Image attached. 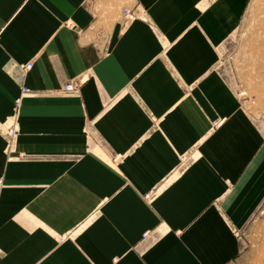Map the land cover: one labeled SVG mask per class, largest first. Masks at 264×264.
<instances>
[{
  "label": "crops",
  "instance_id": "0c3cea01",
  "mask_svg": "<svg viewBox=\"0 0 264 264\" xmlns=\"http://www.w3.org/2000/svg\"><path fill=\"white\" fill-rule=\"evenodd\" d=\"M250 1L0 0V264L237 259L264 130L218 64Z\"/></svg>",
  "mask_w": 264,
  "mask_h": 264
},
{
  "label": "rangeland",
  "instance_id": "374dc122",
  "mask_svg": "<svg viewBox=\"0 0 264 264\" xmlns=\"http://www.w3.org/2000/svg\"><path fill=\"white\" fill-rule=\"evenodd\" d=\"M218 69L264 130V0L250 1L239 27L221 48ZM237 236L241 253L232 264H264V199Z\"/></svg>",
  "mask_w": 264,
  "mask_h": 264
},
{
  "label": "built area",
  "instance_id": "2783aa9c",
  "mask_svg": "<svg viewBox=\"0 0 264 264\" xmlns=\"http://www.w3.org/2000/svg\"><path fill=\"white\" fill-rule=\"evenodd\" d=\"M125 13L127 14V16L130 14V11L129 10H126ZM33 66V64H28V65H24L22 66L21 68L24 70V71H27L29 69H31ZM76 91V88L73 84H69L67 86H65L64 88V92L65 93H72V92H75ZM23 93L26 94L28 93V90L27 89H24L23 90ZM19 105V101L17 102V106ZM18 133V129L14 126L11 130H10V135L11 136H15L16 134Z\"/></svg>",
  "mask_w": 264,
  "mask_h": 264
}]
</instances>
